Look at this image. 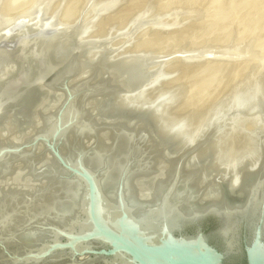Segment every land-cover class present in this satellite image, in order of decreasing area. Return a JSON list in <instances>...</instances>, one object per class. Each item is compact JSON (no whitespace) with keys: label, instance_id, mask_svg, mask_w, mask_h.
I'll return each mask as SVG.
<instances>
[{"label":"water","instance_id":"water-1","mask_svg":"<svg viewBox=\"0 0 264 264\" xmlns=\"http://www.w3.org/2000/svg\"><path fill=\"white\" fill-rule=\"evenodd\" d=\"M52 1L0 15V264H264V138L224 165L221 113L161 130L159 101L124 98L167 57L77 38L118 0L73 24Z\"/></svg>","mask_w":264,"mask_h":264},{"label":"rangeland","instance_id":"rangeland-1","mask_svg":"<svg viewBox=\"0 0 264 264\" xmlns=\"http://www.w3.org/2000/svg\"><path fill=\"white\" fill-rule=\"evenodd\" d=\"M84 1L85 0H64L63 1L64 4L61 7L60 15H59L61 17V19L65 18L66 21H72L73 18H75V16H77V13L80 12L79 10H81ZM168 2H169L168 0H154V1L152 0V2H151V0H118L116 4L108 7L104 12H101L99 15H97L96 20H95V26L91 28L92 31H90L89 34L94 33V30H96V32L100 33V34H98L99 36L105 35L106 38H108V37H113L116 34V32L120 31L121 35L109 42V45H112V44L116 43L117 41L120 42L124 39V36L126 35V34H123V31H122L124 28H125V30L128 28L130 30V29H132L133 25H136V23H134V21H135L134 19H135V17H137V15H139L138 13L140 11L143 12V10L144 11L146 10L145 12H147V15H148L150 13L153 14L158 10H160L161 12H167V11H170V9L172 7L175 9V7L178 5L177 7H180L181 10H179V9L174 10L173 9V11H176V12H174L175 15L178 14V12H180L181 14H184V13L187 14V13H189V11L191 14H193L191 9H193L194 7L198 6L197 8L200 9L199 11H202L201 8H203V4H204L203 10H206L205 12H208L209 5L212 4L210 2H215V3H213L214 6L210 5L211 7H215L217 4L216 2H219L217 4L218 9H216V7H215V9L219 10L222 8L223 10L221 9L222 11L220 10L219 12H217V11H214V9L212 8L214 13L213 14L206 13V14H208L206 16L207 20L203 19L204 17H202L203 20L202 19H200V20L195 19V21H192L193 18H196L199 15L205 16L206 15L205 12H203L205 15L202 12H201V14L194 13L195 15H193V16L190 13L187 15L184 14L182 17H175V15H173V16L171 15V17L168 16L166 18L170 17L169 19H171V21L175 20L176 25L175 24H172V25H175L178 28H176L175 26H174V28H172L173 27L172 26L171 28H168L167 32H166L167 29H165V31L161 33L160 30H163L164 28L155 29L154 27L151 26L153 24H151V25L149 24L151 26V28L148 24H146L147 26L144 28L143 27V26H145V24H144L143 26H139L140 28L138 27V30L139 29L140 30L139 31L136 30L137 33H135V32L133 33L134 36L133 37L131 36L132 40L129 39L128 43L132 42V43H130V45H134L135 44L134 41L136 38V41L138 40L136 42V44H140L139 41H141V43L147 42L146 43L147 45L151 44V46H148L149 50H151V48H152L153 50H156L158 52L160 51L162 54H175V53H179V52L182 53L183 51L187 52L190 50H195V49L205 48V47L211 48L212 46L215 47V49H217V47L218 48L230 47V50L233 49V47H237V48H236V51L232 54V59H229L230 63H229V61L223 62L224 65H218V66H215L216 64L211 59V57H212L211 55L210 56L206 55L207 56L206 58H210V59H206L205 57H202L203 59L205 58L206 60H203L201 58L203 61H199L198 63H196V65L189 64V63L186 64L184 62H181L182 60H179L180 56L175 58V59H168V61L165 63L166 65L167 64L168 65L174 64V65H177L179 68H181L182 66H184L183 64H185V66H184L185 71H183L182 69H180V70L176 69L174 72L170 73L169 75L162 76L161 77L162 81L164 80L163 77L167 78V79L171 78L170 80L168 79L169 82L165 83L168 85V87L166 88L167 85L165 86L163 84V82L160 80V82H158V84H157L158 88H156L157 86L153 87L154 89L156 88L157 90L156 91L155 90L154 91L149 90V92L147 93V95H146V96H148V97H146L147 100L148 99L151 100L154 96H157V94H159V92H161V93L162 92H168V93L163 94V97H164V101H166L165 103H169L170 96L174 93L173 89L177 88L178 86H180L179 88L181 90H184L183 88L186 87L184 90L185 92L182 93V96H188V97H190L189 95H192L195 92V90L197 91L199 88L203 87L201 92L192 96L194 103L198 104L199 106L200 105L205 106L209 102V103H211L209 109H212L217 105L216 103H217L218 99L221 98V97H219L221 95H215L216 92H214L213 89L215 87L221 86V84L225 83L226 80H230V81H228V84L232 83V87H231L232 90L237 88L236 91L238 92L243 87L251 86V88H252L255 84L254 81H256V83H257L259 80V78L257 76V75H259V73L262 74L259 76H261L262 79L264 78V0H214V1L211 0L210 2H209V0H205L204 2H203V0H179V2H178V0L177 1L176 0H170V3H168ZM174 2H176V3H174ZM181 2H182V5L180 4ZM150 3H153V5L151 4L152 7L149 6ZM205 4H208V5H205ZM227 4L229 5V7ZM185 5L190 9V10L188 9L189 11L186 10L187 8L184 7ZM200 5H202V6H200ZM223 6H225V8H223ZM157 7H161V8L157 9ZM182 7H183V9H182ZM184 8L186 11H184ZM153 9H155V10H153ZM194 10H195V12L197 11L196 9H194ZM112 11H114V12H112ZM181 11H183V12H181ZM210 12L212 13V11H210ZM197 13H200V12H197ZM215 13H217V15H219L220 17H218V16L216 17ZM144 15H146V14H143V16ZM210 15H213V16L211 17ZM177 16H179V15H177ZM208 16H210L209 17L210 21L207 18ZM172 17H174V18H172ZM189 17H191V18H189ZM141 18H142V16H141ZM198 18H201V17H198ZM169 19L168 20L166 19V20L169 22L170 21ZM197 20L200 22H198ZM214 21H216V22H214ZM212 22H214V24ZM197 23H199V24H197ZM179 24H183V25H179ZM204 24L208 25L209 27L205 26ZM178 25L181 27L179 28ZM197 25H199V26H197ZM200 25L203 26V29H202V27H200ZM157 26L158 25H155V27H157ZM182 26L184 28H182ZM198 27H199V29H198ZM205 28H209V29H205ZM89 29H90V27H89ZM197 30L200 31L199 32L200 35H199ZM196 31L198 34L196 33ZM174 32H176V33H174ZM187 32L190 34H188ZM182 33H184V34H182ZM168 34H170L169 36H171V35L172 36L169 37ZM220 35H221V38L218 37ZM234 35H235V37H234ZM159 36H162V37L159 38ZM145 37H147V38L144 39ZM173 37H175V39H177V40H173L174 39ZM185 37H187V38H185ZM236 37H238V38H236ZM140 38H142V40ZM148 38H151V39H148ZM171 38H173V39L170 40ZM215 38H217V41L214 40ZM235 38L238 41L235 40ZM167 39L169 41H167ZM230 39H231V42H230ZM143 40H145V41L142 42ZM165 40H166V42H165ZM186 40H188V41H186ZM156 41H160V42H156ZM162 41H163V43H162ZM159 43H162V45H159ZM205 43H207L206 46H204ZM207 45H209V46H207ZM193 47H195V49ZM254 47H257V48L254 49ZM181 49H182V51H181ZM234 50H235V48H234ZM171 61H172V63H171ZM226 63H229V65H227ZM202 65H204V66H202ZM217 67H218V69H217ZM217 71H219V73ZM223 71H225V72H223ZM204 73L205 74L207 73V74L205 75ZM221 74H223V75H221ZM202 75H203V77H202ZM211 75H212V77H211ZM199 76H201V78ZM215 78H216V80H215ZM221 78L224 80H221ZM235 78H238V79L235 80ZM167 79H165L164 81H167ZM194 79H196V80H194ZM251 79H253V80L257 79V80H254L253 82H251L252 81ZM183 80H185V81H183ZM209 80H211V81H209ZM245 81H247V83ZM212 82L214 85L212 84ZM248 82H250V83H248ZM259 82L261 83V81H259ZM182 83H184V84H182ZM252 83H253V85H252ZM186 84H187V86H184ZM238 84H241V85H238ZM246 85H248V86H246ZM261 85H264L263 81H262ZM182 86H184V87H182ZM179 88H177L175 90H178ZM249 89H250V87H249ZM229 90L230 89H228L226 91V93L223 92L224 96L225 95L231 96L232 93L234 94V91H232V90L229 91ZM228 92H229V94H228ZM152 93H153V95H151ZM204 95H206V96H204ZM149 97H151V99ZM149 100H148V102H151ZM210 100H212V101H210ZM206 116H207V114H206Z\"/></svg>","mask_w":264,"mask_h":264},{"label":"bare ground","instance_id":"bare-ground-1","mask_svg":"<svg viewBox=\"0 0 264 264\" xmlns=\"http://www.w3.org/2000/svg\"><path fill=\"white\" fill-rule=\"evenodd\" d=\"M34 1L35 0H1V2H0V15H6L7 16V15H13V14H16L18 12H21L22 10L28 8ZM104 1H106V0H92V4H100V3L104 2ZM168 1H169L168 3H170V0H168ZM204 1L205 0H203V2ZM210 1L211 0H209V2ZM151 2H152V0H151ZM178 2H179V0H178ZM60 3H61V0H54V1H52L51 4L49 5V10L46 13V16L52 15L53 12L59 7ZM174 3H176V2H174ZM210 3H212V4H210ZM210 3L209 4L212 6L213 3H215V2H210ZM216 3L218 4L219 2H216ZM63 4H64V2H63ZM63 4H62V6H63ZM151 4L153 5V3H150V5H149L150 7H152ZM180 4L182 5V2ZM217 4L215 6L216 9H218ZM205 5H208V4H205ZM210 5H209L208 12H205L206 10H203L204 9V4H203V8L200 7L202 9V11H199L200 9L197 8L198 6L197 7H194V8L192 7L193 9H191V11H192L193 14L190 13V11H189L190 9L186 5L184 7L187 8L186 10L189 9L188 11H189V13L192 16L195 15L194 13L201 14V12L202 13L205 12V14L206 13L213 14L214 13L213 12V9H214V11H217V12H219L222 9L221 8L219 10H216L215 7H211ZM177 6L175 7V9L172 7L171 8L172 10L170 9L171 12L170 11L161 12L160 10H158V11H156L153 14L150 13V14L147 15V12H145L146 10L145 11L143 10V12L140 11L138 13L139 15L136 14L137 17H135V19H134L136 21V22L134 21V23H136V25H133L132 29H130L131 31L129 30V28L126 29V30L124 28L122 30L123 31V34H126L124 36V39L123 40L121 39L122 41H120V42L117 41L116 43H114L112 45H109L110 47H117V46L123 44V46L120 49H118L116 52H114L111 56L122 55L124 53H129V52L147 54V55H151V56H154V57L166 56L167 59L165 61H159L160 62V65H161V77L162 76L169 75L170 73L174 72L176 69H179V70L182 69L183 71H185V69H184L185 68L184 67L185 64H183L184 66H182L181 68H179L177 65H174V64H171V65H168V64L166 65L165 64L168 61V59H175V58H177L179 56H180L179 57V60H182L181 62H184L186 64L189 63V64H193V65H196V63H198L199 61H203V60H206V59H210V58H206V57H205L206 59L205 58L204 59L202 58V57H204L206 55H209V56L211 55L212 56L211 59L216 64L215 66L224 65L223 62H227V61H229V63H230V60L229 59H232V54L236 51V48H237V47H233L231 44L230 45L233 47V49H231V50H230V47H228L229 49L228 48H225V47H223V48H221V47L218 48L217 47V49H215V47H213V46L211 48H209V47L206 48L205 47V48H199V49H195V47H193L195 50H190V51H187V52H184L183 51L182 53L179 52V53H175V54H162L160 51L158 52L156 50H153L152 48H151V50H149L148 46H151V44L147 45L146 44L147 42L146 43H141V41H139L140 44H136V42L138 41V40L136 41V38H135V41H134L136 45L135 44L134 45H130V43H132V42L128 43L129 39H131V36L132 37L134 36L133 33L134 32L137 33L136 30L137 31L140 30V29L138 30V27L139 26H143L144 24H145V26H143L144 28L147 26L146 24H148V25L149 24L150 25L153 24L151 26L154 27L155 29L164 28L163 30H160L161 33L164 32L165 29H167L166 30V32H167L168 31V28H171L172 26H173L172 28H174V26L176 25L175 24L176 21L175 20L174 21H171V19H169V18L171 17V15L172 16L175 15L174 12H176V11H173V9L174 10H177V9L181 10L180 7H177ZM200 6H202V5H200ZM228 7H229V5H228ZM160 8L161 7H157V9H160ZM223 8H225V6H223ZM182 9H183V7H182ZM194 9H196L197 11L195 12ZM153 10H155V9H153ZM186 10L184 8V11H186ZM210 11H212V13ZM112 12H114V11H112ZM181 12H183V11H181ZM197 12H200V13H197ZM79 13H77V16H75V18H73L72 21H66L65 18L61 19V17L59 16L60 15V12H59V15L57 16V20L60 21V22H64V23H68V24H73L79 18ZM179 13L180 12H178V14H176L175 17H182L184 14L185 15L189 14V13H187V14L186 13H184V14H181L180 13L181 14L180 15ZM87 14H88V10H86L82 14L81 20H83V21L81 22V25L84 22H86L88 19H90L91 17H93L94 12H92L90 15L86 16ZM99 14L100 13H97V15H99ZM143 14H146V15L143 16ZM215 14H216V17L217 16L220 17L219 15H217V13H215ZM140 15L142 16V18H141ZM177 15H179V16H177ZM207 15L208 14H206L205 16H202V15L200 16L199 15L198 17H201V18H198V17L193 18L192 17L193 18L192 21H195V19L200 20V19H202V17H204L203 19L207 20L206 19V16ZM168 16H170V17L169 18H166ZM210 16L212 17L213 15H210ZM210 16L207 17L209 19V21H210V18H209ZM172 18H174V17H172ZM189 18H191V17H189ZM166 19L167 20L169 19L170 21L168 22ZM95 20H96V18L91 22V24L89 26L90 29L88 28V30L86 31L85 35L77 36V38L79 40H86V39H90V38H97V39L106 38L105 35L104 36H99L98 34H100V33L96 32V30H94V33H90L89 34V32L92 31L91 28L95 26ZM198 22H200V21H198ZM214 22H216V21H214ZM214 22H212V23L214 24ZM154 24L155 25H158L159 27L158 26L155 27ZM172 24H175V25H172ZM197 24H199V23H197ZM179 25H183V24H179ZM151 26H150V28H151ZM197 26H199V25H197ZM205 26H208V25H205ZM180 27L181 26H179V28ZM200 27H202V29H203V26L200 25ZM176 28H178V27H176ZM182 28H184V27L182 26ZM198 29H199V27H198ZM205 29H209V28H205ZM197 31H196V33H197ZM118 32H120V31H118ZM199 32L200 31H198V33ZM174 33H176V32H174ZM182 34H184V33H182ZM188 34H190V33H188ZM169 35L170 34H168V36ZM199 35H200V33H199ZM171 36H169V37H171ZM160 37H162V36H159V38ZM218 37L221 38V35L218 36ZM234 37H235V35H234ZM146 38L147 37H145L144 39H146ZM173 38H171L170 40H172V39L173 40H177V39H175V37H173ZM185 38H187V37H185ZM236 38H238V37H236ZM236 38H235V40H237ZM140 39L142 40V38H140ZM148 39H151V38H148ZM231 39H230V42H231ZM214 40L217 41V38H215ZM144 41L145 40H143L142 42H144ZM167 41H169V40L167 39ZM186 41H188V40H186ZM156 42H160V41H156ZM165 42H166V40H165ZM162 43H163V41H162ZM162 43H159V45H162ZM206 44L207 43H205L204 46H206ZM207 46H209V45H207ZM234 48H235V50H234ZM255 48H257V47H254V49ZM181 51H182V49H181ZM171 63H172V61H171ZM229 63H226V64L229 65ZM202 66H204V65H202ZM217 69H218V67H217ZM217 72L219 73V71H217ZM223 72H225V71H223ZM223 74H221V75H223ZM259 75H262V74L259 73ZM259 75H257L258 78H259V80H258L257 83H256V81H254V80H257V79H254V80L251 79L252 80L251 82L254 81L255 84H254V86L252 88H251V86H249L250 89H249V87H243L238 92L236 91L237 88H235L234 90H232V88H231L232 87V83L228 84V81H230V80H226L225 83L221 84V86L215 87L214 89L211 87L213 89V91L216 92L215 95H221V96H219L221 98L218 99V101L216 103L217 105L214 108H212V109H209L210 104H211L209 102H208L209 104L207 103L205 106H201V105L199 106L198 104H195L194 103V100H193V97L192 96L195 95V94H197V93H199V92H201L202 89H203V87L202 88H199L197 91L195 90L196 93L194 92L192 95H189L190 97H188V96H182V93L185 92L184 90L186 88L184 86H187V84L184 85V86H182V87H184L183 88L184 90H181L179 88L180 86H178V85H177L178 86L177 88H179L178 90H175L177 88H174L173 89V92L174 93L172 92L173 94L170 96L169 103H165L166 101H164V97H163V94L168 93V92H162V93L159 92V94H157V96H154L153 97L154 99L153 98L151 99V97H149L151 100H149V99L148 100L151 101V102H148V100L146 98V97H148V96H146L147 93L149 92V90H153V91L155 90L156 91L157 90L156 88H158L157 84H158V82H160V80L162 81V78H160L156 83H154V84H152V85H150L148 87H145V88H143V89H141V90H139V91H137V92H135V93H133L131 95L126 96L124 98V102L133 104V105H135L137 107H142L143 105H150V104H153L156 101H159L160 108H159V111L157 113V119L159 121L161 130L166 131L168 129H171L172 127H174L177 124H181L180 130H179V136L182 139H184L185 141H192V140H194L197 137V135L200 133V131L202 130V128L204 127V125L207 123V121L214 114L221 113L226 118L228 125H227L226 128H224L218 134V137H217V139L215 141V144H214L215 150L218 151V156H217V159H216V164L232 165V164H236L237 162H239L243 158V156H245V155L254 157L257 154V146L260 145V142H261L262 137L264 138V85H261L262 84V81L264 82V78L262 79L261 76H259ZM199 77L201 78V76H199ZM202 77H203V75H202ZM211 77H212V75H211ZM216 78H215V80H216ZM163 79L165 80L167 78H164L163 77ZM168 79L170 80L171 78H168ZM168 79H167V81H164V80L162 81L165 86L167 85L165 83L166 82H169ZM236 79H238V78H235V80ZM194 80H196V79H194ZM221 80H224V79L221 78ZM183 81H185V80H183ZM209 81H211V80H209ZM247 81H245V82L247 83ZM259 81H261V83ZM248 83H250V82H248ZM182 84H184V83H182ZM212 84H213V82H212ZM238 85H241V84H238ZM252 85H253V83H252ZM154 86H157V87L154 89L153 88ZM246 86H248V85H246ZM167 87H168V85L166 86V88ZM228 89L234 91V94L232 93L231 96H229V95L228 96L227 95L224 96V93L223 92L226 93V91ZM228 94H229V92H228ZM151 95H153V93ZM204 96H206V95H204ZM210 101H212V100H210ZM206 114H207V116H206Z\"/></svg>","mask_w":264,"mask_h":264}]
</instances>
